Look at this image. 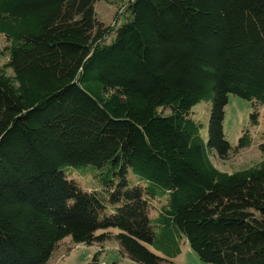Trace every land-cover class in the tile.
Listing matches in <instances>:
<instances>
[{
    "label": "trees",
    "instance_id": "16d2710c",
    "mask_svg": "<svg viewBox=\"0 0 264 264\" xmlns=\"http://www.w3.org/2000/svg\"><path fill=\"white\" fill-rule=\"evenodd\" d=\"M95 3L0 0V264H48L68 237L114 238L138 264L186 245L207 264H264V131L257 164L212 160L255 144L247 129L234 148L224 121L238 96L260 124L264 0H119L106 26Z\"/></svg>",
    "mask_w": 264,
    "mask_h": 264
},
{
    "label": "rangeland",
    "instance_id": "374dc122",
    "mask_svg": "<svg viewBox=\"0 0 264 264\" xmlns=\"http://www.w3.org/2000/svg\"><path fill=\"white\" fill-rule=\"evenodd\" d=\"M119 0H96L95 12L97 20L106 25H114L115 17H121L123 10L120 11L113 4ZM124 1V0H122ZM122 22V20L120 21ZM120 24V23H119ZM5 45V40L0 36V64L4 65L7 58L1 55V51ZM211 103L203 102L197 105L193 111L194 116L202 121L206 127L209 123V113ZM252 113L251 103L238 96H230L229 103L225 108L224 131L227 140L235 148L243 132L247 129L251 130L255 139V144L248 148L232 153L228 159L220 160L213 156L214 165L222 172L233 173L238 170L246 169L260 162L263 155L256 145L259 142L258 135L264 131V108L260 111L258 127L250 128V115ZM206 133V129L204 131ZM72 178L78 183L83 191H94L99 189L98 182L92 178L90 174H84L82 171H73ZM112 234H118L117 230H111ZM97 234H101L98 232ZM101 252V264H138L125 256L120 245L114 238L108 239L103 244H94L87 246L84 244H76L71 237L64 239L54 252L48 264H87L93 256ZM172 264H207L202 262L198 256L189 250L188 246L183 247L182 254L171 260Z\"/></svg>",
    "mask_w": 264,
    "mask_h": 264
}]
</instances>
